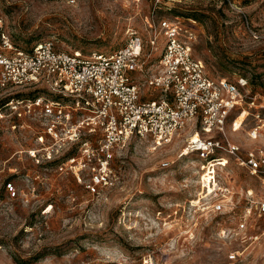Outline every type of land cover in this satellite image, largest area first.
<instances>
[{"label":"rangeland","instance_id":"obj_1","mask_svg":"<svg viewBox=\"0 0 264 264\" xmlns=\"http://www.w3.org/2000/svg\"><path fill=\"white\" fill-rule=\"evenodd\" d=\"M151 18H177L191 29L193 54L209 76L244 77L253 92L264 95V0H0L2 29L24 50L51 40L59 50L109 53L134 31L147 41ZM162 41L161 36L149 61L160 55ZM149 49L145 44L144 57ZM32 94L47 91L14 92ZM255 112L237 108L228 118L225 136L239 147L240 157L264 149V128L250 136ZM260 114L264 119V109ZM40 123L0 107V264L264 262V218L254 208L258 178L234 156L217 152L214 163H227L214 166L216 181L231 188L234 208L218 214L206 209L219 197L202 187L210 167L201 169L200 155L185 152L192 127L161 146L132 138L115 154L109 183L91 192L88 175L71 168L80 155L77 147L45 157L48 143L37 141ZM165 161L169 164L162 166ZM243 216L245 234L261 235L258 241H244L236 232ZM232 252L238 253L234 261L228 258Z\"/></svg>","mask_w":264,"mask_h":264},{"label":"built area","instance_id":"obj_2","mask_svg":"<svg viewBox=\"0 0 264 264\" xmlns=\"http://www.w3.org/2000/svg\"><path fill=\"white\" fill-rule=\"evenodd\" d=\"M147 26V41L134 31L117 50L87 56L59 50L51 40L21 49L3 31L0 19V107L18 117L27 114L41 120L37 141L48 143L44 147L46 158L64 148L77 147L78 159L71 157L69 162L76 160L71 168L88 175L86 187L91 192L109 183L115 154L132 138L161 146L182 129L192 127L185 152L200 155L205 163L201 169L210 167L202 187L219 197L206 209L218 214L234 208L231 188L216 181L214 166L227 163H214L220 151L234 156L258 178L260 189L254 208L256 215L264 218V149H249L240 157L239 147L225 136L228 118L237 108L256 110L252 116L257 122L250 136L260 134L264 128L260 114L264 95L253 92L244 77L228 80L209 76L204 62L193 54V32L177 18H151ZM161 36L160 55L151 62L148 58L158 48ZM145 44L150 49L144 57ZM27 87L34 91L44 88L47 94L14 95ZM168 164L165 161L162 166ZM5 188L13 195L16 192L12 183ZM246 195L252 196V190H246ZM246 218L238 220L236 232L242 233L244 241L256 242L261 235L245 234ZM237 256L232 252L228 258L234 261Z\"/></svg>","mask_w":264,"mask_h":264},{"label":"bare ground","instance_id":"obj_3","mask_svg":"<svg viewBox=\"0 0 264 264\" xmlns=\"http://www.w3.org/2000/svg\"><path fill=\"white\" fill-rule=\"evenodd\" d=\"M75 172L77 173V170L75 169ZM209 179V177H207V180Z\"/></svg>","mask_w":264,"mask_h":264}]
</instances>
